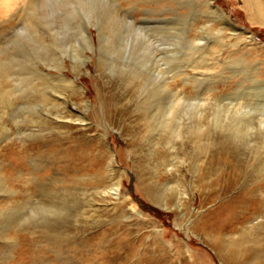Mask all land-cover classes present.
<instances>
[{
	"label": "bare ground",
	"instance_id": "bare-ground-1",
	"mask_svg": "<svg viewBox=\"0 0 264 264\" xmlns=\"http://www.w3.org/2000/svg\"><path fill=\"white\" fill-rule=\"evenodd\" d=\"M22 1L26 3L22 14L26 33L15 32L13 49L0 50V264H168L164 258L148 254L149 245L141 244V250L142 237L135 235L139 230L121 222L106 223L108 215L121 216L125 205L133 204L121 192L116 156L70 131L75 123L88 126L91 102L85 98L78 76L84 74L81 66L90 57L83 54V65L71 60L68 66V51L56 48L72 42L78 32V5L84 0H56L54 10L42 6V0ZM124 1L133 4L136 0ZM201 6L194 11L211 14L224 29L238 30L213 0H207L205 10ZM99 25L101 38L109 24ZM18 34L55 49H15L20 45L16 44ZM83 37L86 47L92 48L87 27ZM203 60L192 67L193 77L185 69L180 72L183 87L177 89L179 73L166 69L158 59L152 72L164 80L157 85L148 80L142 92H151V86L156 89L155 111L149 108L152 117L159 115L167 128L163 130L164 146L172 151L178 140L189 145L186 156L191 161L206 158L201 170L211 182H206L209 191L201 203L222 201L195 229L212 242L225 264H264V101L252 94L241 99L220 95V90L207 85L210 80H202L205 74L200 72L209 66ZM239 80L238 87L245 80L259 81L246 74ZM190 82L195 97L186 93ZM209 97L211 105L206 103ZM111 104H106V117L111 116ZM156 153L150 156L156 157ZM157 160L159 171L170 165L168 154ZM158 177L156 170L141 179L138 185L143 194L156 204L178 200L183 181L162 186ZM112 196L118 203L111 210H101L97 200Z\"/></svg>",
	"mask_w": 264,
	"mask_h": 264
},
{
	"label": "rangeland",
	"instance_id": "rangeland-1",
	"mask_svg": "<svg viewBox=\"0 0 264 264\" xmlns=\"http://www.w3.org/2000/svg\"><path fill=\"white\" fill-rule=\"evenodd\" d=\"M136 1L131 2L133 5L124 0H84L78 5L79 15L75 23L78 32L72 42L56 48L68 51L69 55L65 57L68 66L72 61H81L78 64L83 65V54L90 57L85 61L86 66H81L84 74L78 76L85 98L91 102L87 108L88 126L75 123L70 131L116 156L114 165L119 168L117 177L122 182L121 192L129 195L133 204L127 202L121 216H105V221L110 220L107 224L121 222L127 228L139 230L135 233L142 237L139 247L149 245L151 249L147 248L151 251L148 254L154 259L162 257L168 264H225L212 242L195 229L200 220L219 207L222 201L201 203L209 191L206 182H211L201 170L206 158L191 161L186 156L189 145H181L178 140L174 141L172 151L164 146L162 141L166 135L163 130L167 128L162 126L159 115L152 117L156 105L153 89H156L151 86L149 93L142 90L145 91L148 80L155 85L164 80L152 72L158 59L161 65L171 67L170 71L179 73L177 89L183 87L180 72L186 70L193 77L192 67L195 68L196 63L199 66L201 62L198 61L204 59L209 66L201 70L200 73L205 74L202 80H210L207 85L220 90V95L241 99L252 94L253 98L264 101V0L258 4L243 0H213V5L224 11L238 30L224 29L211 14L194 11L198 5L205 10L207 0ZM41 4L53 10L58 5L56 0H47V3L42 0ZM25 7L22 0H12L9 4L0 2V50L13 49L15 32L26 33L22 18ZM188 12L190 14L183 18ZM101 23L109 26L100 38L98 27ZM187 24L191 29L186 28ZM86 27L93 39L92 48L86 47L83 37ZM19 35L16 40L20 42L16 44L20 45L15 49H55L39 46L27 36L21 38ZM239 71L241 73L233 76ZM64 73L74 78L71 72L65 70ZM245 74L259 81L245 80L238 87L239 79ZM187 87V95L195 97L194 83L190 82ZM209 98L206 103L211 105L212 98ZM108 101H112L111 116L106 117L104 110ZM148 126L153 127L151 132L147 131ZM154 143L160 144L154 148ZM153 151L158 152L156 157L150 156ZM164 154L169 157V173L166 167L160 171L156 167L159 155ZM156 170L162 186L171 181H183L182 195L175 202L153 203L139 189L141 179ZM97 201L101 210H111L118 203L114 196Z\"/></svg>",
	"mask_w": 264,
	"mask_h": 264
}]
</instances>
